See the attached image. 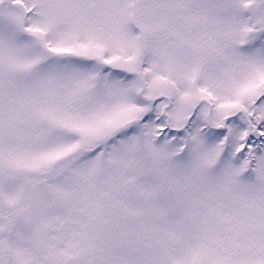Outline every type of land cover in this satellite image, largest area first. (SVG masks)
<instances>
[{
    "label": "snow or ice",
    "instance_id": "obj_1",
    "mask_svg": "<svg viewBox=\"0 0 264 264\" xmlns=\"http://www.w3.org/2000/svg\"><path fill=\"white\" fill-rule=\"evenodd\" d=\"M0 264H264V0H0Z\"/></svg>",
    "mask_w": 264,
    "mask_h": 264
}]
</instances>
